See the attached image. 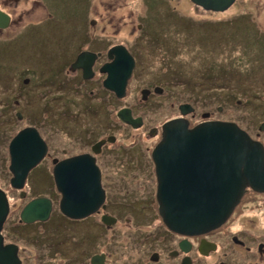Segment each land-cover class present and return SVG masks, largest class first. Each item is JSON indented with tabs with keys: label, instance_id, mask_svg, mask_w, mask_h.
<instances>
[{
	"label": "flooded vegetation",
	"instance_id": "af4514ba",
	"mask_svg": "<svg viewBox=\"0 0 264 264\" xmlns=\"http://www.w3.org/2000/svg\"><path fill=\"white\" fill-rule=\"evenodd\" d=\"M51 9L45 0H0V11L9 16L7 23L0 22V88L4 92L8 90V93L1 91L0 94V118L5 117V122L10 125L14 116L20 120L25 116L22 109L27 104L24 100L21 103V98L25 96L24 86L31 81L30 77L26 81L28 73H34L35 69L34 66L33 69L18 66L15 75L8 77L5 68L8 63L3 49L7 42L22 38L39 27H46L48 34H43L50 36L51 41H58L51 36L50 23L56 16ZM98 17L90 19L91 23H102L103 19ZM111 21L108 19L106 24L94 31L86 29L85 35L75 45L60 44L55 53L51 51L53 63L59 66L58 74L53 81H48L46 94H38L39 107L34 111L40 113L43 106V113L50 119L48 132L35 124L19 129L36 127L46 143L44 157L30 173L36 171L49 190L47 194L29 195L28 189H16L17 199L13 204L9 200L10 212L1 230L4 244L18 246L20 264H264V190L248 187L228 219L204 232L182 233L171 229L162 218L153 150L162 137V125L170 119L184 116L181 106L186 111L192 108L185 117L188 118L189 114L196 116L195 101L179 103V114L169 117L161 127H148L146 102L158 94L164 99L170 96L167 86L148 84L141 89L142 100L136 102V98H130L129 104L119 106V101L131 92L127 84L125 96L119 97L116 90L107 87L108 71L104 70L105 67L115 63L126 52L134 59V77L145 57L139 56L128 43L119 41L116 37L118 30L108 28ZM144 25L142 22L138 26ZM119 45L123 48L118 49ZM236 46L230 48L236 49ZM148 48L149 45L146 51ZM230 48L228 54L224 53L217 59L210 58L205 63L203 81L217 79L219 83L227 80L217 73L222 75L224 70H230ZM80 56L84 59L76 65ZM239 71L236 70V73ZM210 90L212 92L214 88ZM103 99L105 103L102 105L107 109L104 118L99 109ZM80 103L86 107V113ZM9 107L12 110L8 111ZM110 108L115 110L116 116L122 108H129L133 119L137 120H122L125 131L120 134L113 126L108 111ZM206 113L202 112L205 118L201 121L214 119L209 112V115H204ZM258 113H264V107L257 110ZM42 122L45 126V119ZM197 123L192 125L190 121L191 126ZM6 125L2 126L4 132ZM134 130H143L137 137L138 140L145 138L146 144L120 142L122 138H127L125 136H133ZM245 130L264 145V119ZM151 138L159 140L150 143ZM1 140L0 165L6 164V161L10 164L11 140L8 145ZM57 174H64L68 180L91 177L92 189L64 195L56 183ZM97 177L101 190L95 183ZM40 196L51 200L48 220L22 221L24 206ZM64 196L67 197V209L84 214H66L62 209ZM17 205L20 207L18 212L15 211ZM12 219L15 222L11 225ZM12 236L25 239V242L35 240L36 254L25 256L28 250L18 240L11 239ZM39 245L44 247L43 254L39 252ZM40 256L42 258L38 259Z\"/></svg>",
	"mask_w": 264,
	"mask_h": 264
},
{
	"label": "rangeland",
	"instance_id": "374dc122",
	"mask_svg": "<svg viewBox=\"0 0 264 264\" xmlns=\"http://www.w3.org/2000/svg\"><path fill=\"white\" fill-rule=\"evenodd\" d=\"M45 2L52 7L51 10L56 15L51 19L50 25L51 36L56 37L58 41H51L50 36L43 34L44 32L48 34L46 27H39L22 38L7 42L3 49L8 63L5 67L8 77L15 75L18 66L21 68L29 66L32 69L34 66L35 69L34 73L30 71L31 69L27 70L33 74L28 73L26 81L29 77L31 81L24 86L25 96L21 98V103L24 100L27 104L22 109L24 118L20 120L14 116L11 125L5 122V117L0 118L2 139L0 140L5 141L6 145L20 128L29 124H35L42 127L45 133L48 132L50 119L43 113V106L40 113L34 111L39 107L38 94L40 92L46 94L48 81H53L58 74L59 66L53 63L51 51L55 53L56 47L60 44L75 45L85 35L86 29L94 31L106 24L108 19H112L108 28L118 30L116 37L119 41L128 43L136 49L139 56L145 57L137 67L134 77L129 78L128 89L131 93L119 101V106L129 104L130 98H136V102L142 100L141 89L148 84L167 86L170 92V96L166 94L168 97L165 99L158 94L147 100L148 127L151 125L161 127L169 117L179 114L178 105L184 101H195L196 116L191 117V114L188 116L192 125L205 118L202 116L203 111H207L204 115L210 113V117L214 119L235 121L244 129L252 128L264 119V113L256 114L257 110L264 107V45H262L264 0H237L223 12L206 11L191 0H45ZM93 17L101 18L103 22L91 23L90 19ZM142 22L145 25L139 27V23ZM233 45H237L236 49L230 48ZM229 48L230 66L235 67L234 64L239 66L236 69L240 70L241 74L236 73L235 69L224 70L222 75L217 74L229 80L220 83L217 79L203 81L205 63L210 58L217 59L224 53L228 54ZM231 77L235 79L230 80ZM211 88H214L212 92ZM157 89L160 91V88ZM1 91L3 94L8 93V90L4 92L5 90L0 88V94ZM103 100L99 105L102 118L107 111L105 105H102L105 103V99ZM80 106L86 113V107L81 103ZM219 107L223 109L218 110ZM9 110L12 109L9 107ZM108 111L114 128H117L120 134L124 133L123 119L116 116L112 108ZM44 119L45 126H42ZM5 124L7 125L4 132L2 126L5 127ZM142 131L134 130L133 136H125L127 138H122L120 142L128 145L133 141L146 144L145 138L138 140L137 137ZM157 140L159 139L151 138L150 143ZM9 166L8 161L0 165V186L13 204L17 194L16 189L11 186L13 174ZM25 189H28L29 195L47 194L49 190L47 183L38 177L36 171L29 174ZM15 208L18 212L20 207L17 205ZM13 222L14 219L11 220V225ZM11 239L18 240L22 247H26L28 252L25 256L36 254L35 240L25 242V239L14 236ZM38 249L40 253H44L42 245H39ZM41 258L42 256L38 259Z\"/></svg>",
	"mask_w": 264,
	"mask_h": 264
},
{
	"label": "water",
	"instance_id": "95a60500",
	"mask_svg": "<svg viewBox=\"0 0 264 264\" xmlns=\"http://www.w3.org/2000/svg\"><path fill=\"white\" fill-rule=\"evenodd\" d=\"M207 11L223 12L236 0H191ZM0 22L7 23L9 16L0 11ZM117 48H123L122 45ZM84 57L80 56L76 65ZM134 68L133 57L126 53L105 67L108 77L105 85L116 90L119 97L126 94V87ZM188 106V104H185ZM192 111V108H188ZM184 116L166 121L162 125V137L153 150L158 177V201L160 214L166 224L182 233H197L223 224L241 201L246 189L264 190V145L248 131L231 120L206 119L194 126ZM118 115L126 122H134L131 110L122 108ZM46 152V143L36 127L28 126L19 131L10 142L13 174L11 186L24 190L30 171L40 162ZM58 188L66 195L73 191L82 193L92 188L91 177L67 179L57 174ZM99 176V175H98ZM95 183L101 190L100 179ZM70 216L84 213L73 212ZM52 204L45 196L30 200L21 211L24 222L46 221ZM10 212V201L0 186V264H20L18 246L4 244L1 230Z\"/></svg>",
	"mask_w": 264,
	"mask_h": 264
},
{
	"label": "trees",
	"instance_id": "16d2710c",
	"mask_svg": "<svg viewBox=\"0 0 264 264\" xmlns=\"http://www.w3.org/2000/svg\"><path fill=\"white\" fill-rule=\"evenodd\" d=\"M262 45H264V44H262ZM233 66H235V67H231V66L229 67L230 70H234V69H235V71L238 70V69H236V68H239V66H237V65H235V64H234ZM236 66H237V67H236ZM226 70H227V69H226ZM239 73L241 74L240 71H239ZM232 79H234V78L231 77L230 80H232ZM227 80H229V79H227ZM236 80L238 81L239 79L236 78ZM219 83H220V82H219ZM237 83L240 84V82H237ZM226 84H227V83H226ZM45 241H46V239H45ZM42 246H43V245H42Z\"/></svg>",
	"mask_w": 264,
	"mask_h": 264
},
{
	"label": "clouds",
	"instance_id": "9594fccd",
	"mask_svg": "<svg viewBox=\"0 0 264 264\" xmlns=\"http://www.w3.org/2000/svg\"><path fill=\"white\" fill-rule=\"evenodd\" d=\"M205 10V9H204ZM207 11V10H206ZM215 12V11H214ZM16 189V188H15Z\"/></svg>",
	"mask_w": 264,
	"mask_h": 264
}]
</instances>
